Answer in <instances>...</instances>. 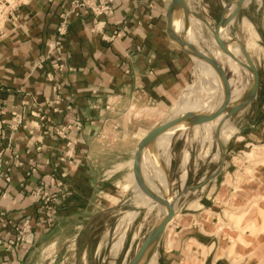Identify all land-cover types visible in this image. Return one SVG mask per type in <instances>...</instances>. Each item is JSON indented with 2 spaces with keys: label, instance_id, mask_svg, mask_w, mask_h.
I'll return each mask as SVG.
<instances>
[{
  "label": "crops",
  "instance_id": "crops-1",
  "mask_svg": "<svg viewBox=\"0 0 264 264\" xmlns=\"http://www.w3.org/2000/svg\"><path fill=\"white\" fill-rule=\"evenodd\" d=\"M71 1L19 0L17 18L8 17L0 25V239L5 242L15 236L14 226L25 219L33 224L25 243L11 248L0 244V264H45L43 254L57 253L61 237L72 226L126 202L128 192L134 190L129 163L134 166L138 144L163 121L159 117L164 111L176 101L173 108L179 106L199 66L167 33L171 0H116L114 13L99 18L86 12L67 14ZM251 3L246 1L237 16ZM63 22L67 33L59 37ZM260 25V32L252 26L264 45V22ZM59 38L61 44L51 48ZM60 55L71 68L56 76L64 98L61 108L68 101L73 104L67 112H54L47 103L55 96L47 73ZM22 112L26 127L12 130L15 116ZM77 122L82 127L69 131L73 143L68 145L54 127ZM258 127L241 135L236 127L218 174L220 162L212 170L210 158L190 166V152L182 151L179 180L186 184L196 178L192 187H200L186 192L174 189V196L181 197L153 264H227L226 250L241 235L234 224L221 222L227 208L241 210L236 216L250 217L248 243L254 247L259 243L264 166L250 174L238 161L246 148L258 143L264 147V121ZM16 154L22 165L16 166ZM165 165L174 188L171 162ZM202 167L205 171L199 175ZM41 185L56 194L58 214L53 225H48L32 193ZM239 248L236 242L235 249Z\"/></svg>",
  "mask_w": 264,
  "mask_h": 264
},
{
  "label": "rangeland",
  "instance_id": "rangeland-1",
  "mask_svg": "<svg viewBox=\"0 0 264 264\" xmlns=\"http://www.w3.org/2000/svg\"><path fill=\"white\" fill-rule=\"evenodd\" d=\"M9 1L12 2L14 0ZM231 1L234 0H190V3L195 12L208 18L212 26L215 27L226 4ZM3 18L4 16L0 12V25L3 22ZM247 22L251 23L258 31L260 30V24H263L264 22V0H252L251 5L246 7L231 24L230 36L238 37L245 43V40L248 38L246 28ZM196 25L201 29V25H198V23L195 24V26ZM210 34L212 33H209L208 29L205 28L206 37L210 42L214 43L209 37ZM257 41L262 46V50L258 54H252V56L260 72L262 87L258 89L257 97L250 105H248L241 112L231 116V121L238 128L239 135L249 134L251 131L256 132V130H259L258 125L264 121V107L262 105V100L264 98V45L259 38ZM240 67L241 69L243 68L241 65ZM227 73L229 79L236 76L234 71L231 69H228ZM196 79L197 74L194 73L191 83ZM252 81L253 75L249 76V74L244 73L243 80L240 85L242 86L244 84L247 91L250 88ZM197 88L198 89L193 91L191 94V104H196L201 101L212 102L218 92L217 90L215 94L209 96L208 98H203L206 85L203 84ZM186 92L187 89L183 93L179 104V110L187 109L185 104ZM242 93L243 91L241 92V95ZM176 104L177 101L173 107L176 106ZM173 107L170 110L168 109L167 111H164L165 114H162L159 118L163 121L168 119L171 114H173L172 112H174ZM205 124L206 123L182 130L173 138L170 169L172 171V179L175 182V190H186L197 183L196 178H190L185 186L182 187L184 184H181L179 180V162L183 150H188L191 154L192 161L190 166L196 165L197 161L201 162V159L209 160L210 158L213 162L211 168L212 170L213 166L222 160V147L217 141L216 132L212 129L208 130L205 127ZM207 134H210V137H208ZM207 146L208 148L211 147L210 153L208 156H203ZM252 151H254L253 153L255 156H251L253 153L249 155ZM217 152H219L218 159L215 158V153ZM240 155L241 158H239L238 161H241L240 163L246 165V170L250 174L258 171L261 166H264V147H262L260 143L246 148L245 152ZM186 156H188V153L185 154V157ZM204 171L203 167L200 168L198 170L199 175H202ZM189 172H191V170H189ZM131 173L130 188H133L135 191L133 190L128 192L127 201L111 206V208L107 211H100L95 213V215H89L84 218L82 222H78L76 224L77 226H72L61 237V247L57 250V253H54L52 250H48L45 254H43L42 258L45 264H126L133 258L151 228L158 222L159 219L163 217V215L159 214L158 207L152 199L148 201V203L138 200L137 196H139V192L141 190L134 181L133 172ZM237 210L234 208H227L220 217L221 222H224L226 225H230V223L234 224L235 228L238 229L241 234L237 236V240L233 242L232 246L228 247L226 250L229 254L227 264H264V224L261 228V233L258 235L261 236L262 239L259 243L257 242V245L254 247L248 243L249 236H246L245 233L246 229L249 228L248 223L250 217H248L245 213H242L240 216H236V211L237 213L241 212V210ZM121 235L123 238H121ZM122 240L123 242L121 245ZM236 242L240 245L239 250L235 249Z\"/></svg>",
  "mask_w": 264,
  "mask_h": 264
},
{
  "label": "water",
  "instance_id": "water-1",
  "mask_svg": "<svg viewBox=\"0 0 264 264\" xmlns=\"http://www.w3.org/2000/svg\"><path fill=\"white\" fill-rule=\"evenodd\" d=\"M246 1L247 0H234L227 3L215 27L212 26L208 18L201 16L197 12L192 10L189 6L188 0H171L169 4L167 10V28H166L168 35L175 42H177L183 50H185L191 55H194L209 62L215 68V70L218 72V74L221 77L224 86L225 97L222 105L214 112H211L209 114L200 113V112H186L182 116L172 118L170 120L157 124L146 134V136H144V138L138 144V148L134 159V166H133L136 184L139 186L142 192H144L153 201L159 203L162 206H165L167 208V211L163 215V217L159 219L158 222L151 228V230L145 237L143 243L138 248L133 258L127 264H149L150 260L152 259V256L154 255V253L157 252V248L164 235L167 225L176 214L177 211L176 202L181 197V194H177L174 196V188H173L172 180L169 177L165 162L160 157V154L157 150V146H156L157 138L171 127L183 121H187L188 126L193 127L195 125L212 121L217 117H219L220 115H222L223 113H226L229 117H231L244 110L257 97L258 89H259V81H260V74L258 67L255 65L250 54L246 50L243 42L238 37H232V39H230L229 41L230 42L238 41L240 45V49L244 57L246 58L247 63H244L240 58H237L228 49V41L224 40L220 34V30L222 27L230 26L231 22L235 20L237 14L243 8ZM232 4L234 5V7L232 8V10H230ZM182 13L184 16V27L183 30L178 33L174 28L173 20L175 14L182 15ZM191 15L199 18L211 30L216 44L224 53L236 59L241 65L251 70L253 75L252 84L238 103L234 105L229 104L230 95H231L230 82L227 74L224 71V68L220 65L217 59L210 54L204 53L195 44H193L186 38V33L190 28ZM220 145L222 147V160L220 161V164L215 172L217 174L222 171L224 166V160L226 157V144H222L220 142ZM146 149L150 150L149 153L152 156H155L160 162L161 166L164 168L167 176L168 191H163L162 193H159L153 190L147 184L142 171V159ZM199 187L200 186H194L186 190L183 189V192H186L191 189H197Z\"/></svg>",
  "mask_w": 264,
  "mask_h": 264
},
{
  "label": "bare ground",
  "instance_id": "bare-ground-1",
  "mask_svg": "<svg viewBox=\"0 0 264 264\" xmlns=\"http://www.w3.org/2000/svg\"><path fill=\"white\" fill-rule=\"evenodd\" d=\"M248 1L249 0H247V2ZM188 2H189L190 8L193 10L192 5L190 3V0H188ZM233 7H234V5L232 4L230 7V10H232ZM194 19L201 23V29L197 25L195 26V24L193 22ZM232 23H233V21L231 22V24ZM173 24H174L175 30L178 33L180 31H182L183 27H184V16L175 14ZM231 24H230V26H231ZM246 25H247L246 28H247L248 38H247V40H245V43L243 42V44H244L246 50L248 51V53L250 54L252 60L254 61L252 54L260 53V51L262 50V46L257 41V39L259 38L258 32L253 28V26L250 23L247 22ZM230 26L222 27L220 30V34L224 40L228 41V49L237 58H240L244 63H247V60L244 57V55L240 49V45H239L238 41H233V42L229 41L230 39H232V37L230 36ZM205 28L208 29L209 33H212L211 30L199 18L191 15L190 16V28H189L188 32L186 33V37L190 42L195 44L204 53H207V54L214 56L217 59V61L220 63V65L224 68V71L227 74V76H228V73H227L228 69H231L232 71H234L236 76L234 78H230V79L228 77L229 82H230V86H231V95H230L229 104L234 105L241 100V98L244 96V94L246 92V86L244 84L242 86L240 85V83L243 80L244 73L249 74V76H250V75H252V72L247 67H244L243 65H241L236 59H234L231 56H229L228 54L224 53L216 44L212 34H210L209 37L214 43L210 42L209 39L205 35ZM192 57L194 58L196 64L199 65L196 68L195 72L200 74V75L194 81V83L191 84L187 88L186 101H185L187 109L186 110H182V109L179 110V106L176 107L173 114H171V116L164 121L182 116L186 112H200V113H208L209 114L211 112H214L216 109H218L224 101V97H225L224 86H223L221 77L218 74V72L215 70V68L209 62H207V61H205L199 57H196L194 55H192ZM254 63L257 66L255 61H254ZM239 64L241 66H243L242 69H241ZM206 83H207V85H206L205 92L203 94V98H208L209 96L215 94V92L218 90L214 100L212 102L201 101V102H198L196 104H191L190 97H191L192 92L195 91L196 89H198L197 88L198 86L206 84ZM242 91H243V93L241 95ZM164 121H162V122H164ZM205 123H206L205 127L208 130L209 129L215 130L216 136H217V141L219 144H220V142L222 144L229 143L231 140L230 141H228V140L237 132L235 125L231 122V117H229L226 113H223L222 115H220L216 119H214L212 121H208V123L207 122H205ZM202 124H204V123H202ZM202 124H199V125H202ZM195 126H197V125H195ZM195 126H193V127H195ZM189 128H192V127L188 126L187 121H183V122H180L177 125L171 127L170 129H168L167 131L162 133L157 138V141H156L157 150L160 154V157L166 162V164L170 165V162H171V159H170L171 155H169V154H171L170 147H171L173 138L175 137V135L178 132L185 130V129H189ZM220 135L222 136V139H221ZM207 136L210 137V134H207ZM211 145H212V143H211ZM149 151H150L149 149H146V151L144 152V155H143V159H142V171H143L144 177L146 179V182L156 192L162 193L163 191H168V182H167L166 172H165L164 168L161 166L158 159L155 156H152L149 153ZM252 155L255 156L254 153L251 154V156ZM187 158H188V156L185 158V161L187 160ZM129 165L131 166V168H133V161L130 162ZM185 174H186V172H185ZM133 177H134V174H133ZM134 181L136 183L135 177H134ZM183 186H185V184L182 185V187ZM137 197H138V200L144 201L146 203H148V201L151 200V198L148 197L144 192H142V190L139 192V196H137ZM155 204L158 207L159 214L164 215L167 211V208L165 206L160 205L157 202H155ZM123 228H125V227H123ZM122 233H123V231H122ZM125 233H124V235H125ZM121 238H123L122 235H121ZM122 242H123V240L121 241V245H122ZM115 248H117V247H115ZM118 248H119V246H118ZM156 253H154V255L152 256V259L150 260L149 264H151V263L153 264L152 260L156 256Z\"/></svg>",
  "mask_w": 264,
  "mask_h": 264
},
{
  "label": "built area",
  "instance_id": "built-area-1",
  "mask_svg": "<svg viewBox=\"0 0 264 264\" xmlns=\"http://www.w3.org/2000/svg\"><path fill=\"white\" fill-rule=\"evenodd\" d=\"M116 0H72L70 8L67 14L74 13L79 15L82 12L92 13L96 18L99 17H108L114 13V6ZM18 1H9V0H0V12L4 16L3 22L8 18H17V14L15 10L18 6ZM66 18V17H65ZM67 33V25L63 22L58 28L59 37L64 36ZM61 44V39H57L55 42L50 44V47L53 48ZM70 67L68 66L66 59L64 56L60 55L54 59L52 62V71L47 73V78L49 81L54 82V92L55 96L53 99L49 100L47 103L51 106L54 112H64L72 109L73 104L71 101H68L64 108H61V104L64 101L62 86L57 82L56 76H63L66 72L70 71ZM1 109V107H0ZM43 111V110H42ZM39 114L38 116H40ZM20 126H25V117L23 112L21 114H17L15 116V123L11 126L12 130ZM26 127V126H25ZM81 122H77L75 124L68 125H56L54 127L55 133L61 138L68 139V145H71L73 142L69 139V131L73 129H81ZM16 166L22 165V162L19 158V155H14ZM32 170H35L34 168ZM3 176L2 170H0V177ZM6 180H10V177H6ZM52 181L56 180L52 178ZM56 183V182H55ZM33 195L39 199L41 206L43 207L48 225H53L58 214V202L56 198V194L50 193L48 189L44 188L43 185L33 190ZM15 236L8 239L7 241H3L0 239V244L4 243L8 247H12L16 244H23L27 241L28 235L33 230V224L31 220L25 219L23 222L16 224L14 226Z\"/></svg>",
  "mask_w": 264,
  "mask_h": 264
}]
</instances>
